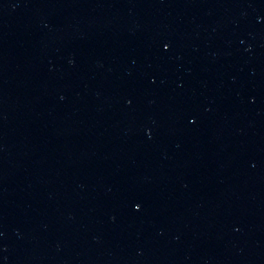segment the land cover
<instances>
[{
	"label": "water",
	"instance_id": "1",
	"mask_svg": "<svg viewBox=\"0 0 264 264\" xmlns=\"http://www.w3.org/2000/svg\"><path fill=\"white\" fill-rule=\"evenodd\" d=\"M0 264H264V0H0Z\"/></svg>",
	"mask_w": 264,
	"mask_h": 264
}]
</instances>
